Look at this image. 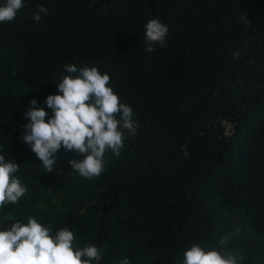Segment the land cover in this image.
<instances>
[{
  "label": "trees",
  "instance_id": "16d2710c",
  "mask_svg": "<svg viewBox=\"0 0 264 264\" xmlns=\"http://www.w3.org/2000/svg\"><path fill=\"white\" fill-rule=\"evenodd\" d=\"M24 4L0 23V155L19 165L27 191L0 208V231L29 218L53 236L68 228L76 247L101 252L91 264H183L193 244L264 264V0ZM154 18L169 29L167 47L148 53ZM66 65L108 74L137 124L91 180L70 167L83 156L62 147L48 172L22 140L30 102L51 116L47 96L76 75Z\"/></svg>",
  "mask_w": 264,
  "mask_h": 264
},
{
  "label": "clouds",
  "instance_id": "9594fccd",
  "mask_svg": "<svg viewBox=\"0 0 264 264\" xmlns=\"http://www.w3.org/2000/svg\"><path fill=\"white\" fill-rule=\"evenodd\" d=\"M25 6L24 0H5L0 5V23H10ZM40 13L47 9L39 6L33 15L34 22L41 21ZM244 25L249 24L247 14L239 17ZM168 27L158 19H150L145 25V51L153 52L156 46L167 47ZM240 53L235 52L238 59ZM64 76L57 84L60 94L48 95L45 104L52 110L51 116L44 108L37 107L33 99L24 113L29 122L23 125L22 140L41 161L48 172L54 170L57 152H76L83 159H72L70 167L86 179L99 177L105 168L104 155L110 151L119 156L126 138L133 137L137 124L133 109L120 102L119 96L109 87L110 76L101 74L96 67L66 65ZM48 117L46 120L45 118ZM231 125L226 127L230 134ZM19 165L0 155V208L15 205L27 191L16 177ZM74 234L62 228L53 236L48 227L29 218L27 224L19 221L7 230L0 231V264H91L102 259L95 245L76 247ZM220 245L227 243L220 240ZM243 256L233 252L205 251L193 244L184 252L183 264H239ZM121 264H131L125 257Z\"/></svg>",
  "mask_w": 264,
  "mask_h": 264
}]
</instances>
